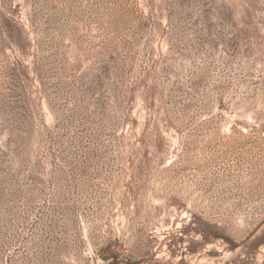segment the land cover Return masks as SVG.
I'll use <instances>...</instances> for the list:
<instances>
[{
    "label": "rangeland",
    "instance_id": "1",
    "mask_svg": "<svg viewBox=\"0 0 264 264\" xmlns=\"http://www.w3.org/2000/svg\"><path fill=\"white\" fill-rule=\"evenodd\" d=\"M0 264H264V0H0Z\"/></svg>",
    "mask_w": 264,
    "mask_h": 264
}]
</instances>
